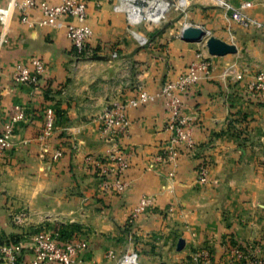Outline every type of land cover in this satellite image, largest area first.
I'll use <instances>...</instances> for the list:
<instances>
[{"label":"crops","instance_id":"1","mask_svg":"<svg viewBox=\"0 0 264 264\" xmlns=\"http://www.w3.org/2000/svg\"><path fill=\"white\" fill-rule=\"evenodd\" d=\"M87 1L93 35L89 54L81 57L68 38L71 20L57 29H31L21 23L18 9L0 0V34L6 37L0 48V130L15 109L23 108L26 117L14 128L15 148L0 155V242L18 243L56 228L86 243L77 264H115L132 249L141 264H205L192 259L202 250L211 252L212 264H238L226 251L230 240L264 258V96L248 88L264 69V34L239 26L213 0H168L188 15L173 11L159 28L128 27L125 16L114 11V0ZM251 1L252 14L264 22V0ZM30 15L41 17L38 10ZM185 20L238 49L212 57V79L193 84L186 95L184 113L192 121L196 155L158 160L171 138L161 99L131 109L128 134L107 141L102 135L107 108L134 99L140 89L160 91L196 60L202 46L183 41ZM34 57L47 64L45 75L36 83L16 82V67ZM243 69L248 75L236 81ZM51 108L56 126L45 138ZM239 115L249 122L231 128ZM110 152L130 161L123 194L104 189L97 170ZM202 158L211 161L207 183L198 177ZM143 196L153 207L131 221ZM23 212L18 225L14 217ZM180 239L186 246L178 252ZM31 259L24 252L21 264Z\"/></svg>","mask_w":264,"mask_h":264},{"label":"built area","instance_id":"2","mask_svg":"<svg viewBox=\"0 0 264 264\" xmlns=\"http://www.w3.org/2000/svg\"><path fill=\"white\" fill-rule=\"evenodd\" d=\"M114 11L123 14L128 27L150 26L159 28L167 21L172 11H181L184 17L188 13L181 9L176 3L168 0H114ZM216 6L230 14L233 22L246 30L259 31L264 34V22L258 20L252 11L256 4L254 1H243L235 4L231 0H213ZM11 9H18L20 21L23 25L34 29L60 28L66 19L71 20L67 25L68 38L75 54L87 56L89 54L88 41L93 35L89 25V12L87 0H62L61 3L52 5L49 2L36 0H8ZM38 10L40 19L31 17L30 12ZM187 21L183 25L185 29L193 28ZM201 28V27H200ZM203 29V28H202ZM205 30V29H204ZM206 31V30H205ZM207 31V35H208ZM6 41V37L0 34V48ZM201 44V43H200ZM213 56L209 55L206 41L203 42L202 50L197 54L196 60L179 75L176 79L168 81L163 88L150 93L140 89L138 96L134 99L117 103L107 108L102 116V135L109 142H115L126 136L131 127L128 112L131 109L148 104L153 99L163 101L167 113V130L171 133L169 143L163 153L159 155V161L174 162L185 152L196 155L198 145L193 136V125L191 119L185 115V99L191 86L198 82L209 81L213 75ZM47 72V64L39 57H34L27 64L16 67L13 78L18 83H36L39 77ZM248 75V70L243 69L235 75L236 81H243ZM249 91L257 96H264V69H259L252 76L248 84ZM23 108L15 109L13 118L0 130V155L15 148L14 128L25 120ZM56 115L51 108L46 114L44 137H50L56 126ZM61 153H57L60 157ZM98 163V162H97ZM97 170L103 176V187L107 191L123 194L127 191L129 184L126 173L130 168L129 159L122 153H109L107 162L100 164ZM211 161L202 158L198 167L199 181L207 183L210 175ZM153 200L143 196L138 205L131 212V221L146 214L153 207ZM26 214L20 213L14 217L16 224L21 225ZM85 242L65 238L60 231L40 230L23 238L18 243L4 244L0 242V264H21L22 255L29 253L32 259L28 264H77L86 250ZM227 253L238 264H264V258L255 256L249 251L232 246L228 242ZM192 259L212 264L213 257L209 250H202ZM115 264H141V257L137 250L132 249L121 254Z\"/></svg>","mask_w":264,"mask_h":264},{"label":"water","instance_id":"3","mask_svg":"<svg viewBox=\"0 0 264 264\" xmlns=\"http://www.w3.org/2000/svg\"><path fill=\"white\" fill-rule=\"evenodd\" d=\"M207 37V31L199 27L185 29L182 32V39L187 43H201ZM206 46L209 54L213 57H226L235 55L238 49L235 45L224 42L223 40L212 36L206 40ZM186 241L180 239L177 244V251L181 252L185 249Z\"/></svg>","mask_w":264,"mask_h":264},{"label":"trees","instance_id":"4","mask_svg":"<svg viewBox=\"0 0 264 264\" xmlns=\"http://www.w3.org/2000/svg\"><path fill=\"white\" fill-rule=\"evenodd\" d=\"M234 117V116H233ZM245 116H242V115H239L238 118H232L231 121H230V127L232 128L233 127V124L236 123V122H240V123H243L246 119ZM245 131V130H244ZM63 234V236L65 238H72V235L68 234L65 230H62L61 232ZM230 245L232 246H238L236 243H234L232 240H230ZM240 248H242L241 246H239ZM243 249V248H242Z\"/></svg>","mask_w":264,"mask_h":264},{"label":"rangeland","instance_id":"5","mask_svg":"<svg viewBox=\"0 0 264 264\" xmlns=\"http://www.w3.org/2000/svg\"><path fill=\"white\" fill-rule=\"evenodd\" d=\"M172 12H173V11H172ZM181 15L183 16V14H181ZM228 15L230 16V14H228ZM182 16H181V17H182ZM185 22H186V20H185ZM188 23H190V22H188ZM162 26H163V25H162ZM193 26H194V25H193ZM212 36H213L212 33H208L207 37L204 39L203 42H205L209 37H212ZM203 42H201V44H200L201 46H203ZM243 115H244V114H243ZM243 115H242V116H243ZM246 115H247V114H246ZM246 115H245V117H246L245 119H246V120H245L243 123H241V124H244V123L247 124V123L249 122V121L247 120V119H248V118H247L248 116H246ZM244 128H245V130L247 131V129H248V125H245ZM261 166H262V168L264 169V161L262 162V165H261ZM52 230H53V229H52ZM54 230L56 231V228H54ZM240 246H241L243 249L246 250V248H245L244 246H242V245H240Z\"/></svg>","mask_w":264,"mask_h":264}]
</instances>
